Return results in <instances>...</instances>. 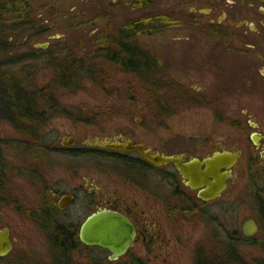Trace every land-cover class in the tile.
<instances>
[{
	"label": "flooded vegetation",
	"instance_id": "obj_1",
	"mask_svg": "<svg viewBox=\"0 0 264 264\" xmlns=\"http://www.w3.org/2000/svg\"><path fill=\"white\" fill-rule=\"evenodd\" d=\"M123 1L135 16H142L138 7H148L150 13L146 14L152 26L157 23L154 10L163 3L164 12L157 15L168 21V29L179 28L187 33L184 65L178 80L170 71L162 73L168 80L167 89L140 95L147 98L145 105L121 107V112L145 111V117L129 118L119 127L87 135L85 143L77 147L78 153L73 156L95 158L102 163L100 175L87 173L70 190H57L56 212H67L76 205L91 209L90 214L100 209L118 212L133 225L134 239L120 256L112 259L114 254L109 249L85 244L80 238L81 226L90 214L76 223L58 224L52 213H45L51 226L66 225L72 235L71 248L64 258H59L45 233L54 264L165 262L171 256L170 233L185 224L187 210L197 214L203 205L218 201L239 176L251 175L264 202V0ZM121 32L119 37L125 41L110 42V48L102 46L104 68L116 79L131 80L138 73L133 67L138 59L128 58V51L137 55L143 45L130 41L134 35L129 31ZM122 49L128 50L123 61L109 51L121 55ZM145 54L150 60L147 75L152 78L157 73L156 59ZM183 111L200 114L195 131L189 134L186 131L191 129L184 128L171 136L161 134L170 132L168 119ZM64 140L63 151L74 149L73 145H64ZM98 140L117 148L100 146ZM128 146L141 147L152 156H170L176 162L156 164L139 150H128ZM216 155L221 158L219 162L215 161ZM210 160L215 161L213 174L227 173L229 177L221 195L206 200L200 192L207 187L193 188L177 162L196 173L206 171ZM62 199L67 200L63 209ZM252 219L258 233L261 223ZM242 228L244 241H251L257 234L248 237ZM12 244L14 248L13 240Z\"/></svg>",
	"mask_w": 264,
	"mask_h": 264
},
{
	"label": "rangeland",
	"instance_id": "obj_2",
	"mask_svg": "<svg viewBox=\"0 0 264 264\" xmlns=\"http://www.w3.org/2000/svg\"><path fill=\"white\" fill-rule=\"evenodd\" d=\"M125 2L31 0L34 22L29 28L7 24L6 11H0V79L16 80L37 90L38 112H45L42 119L25 125L29 132L0 117L5 168L0 187V229L9 228L14 242L10 255L0 257V264H54L34 213L51 203L53 220L58 224L76 223L90 214L91 209L78 205L64 213L56 212L55 207L57 190H70L74 182H82V175L96 177L103 167L95 158L73 156L77 147L85 143L87 135L119 127L129 118L145 117V111L121 112V107L145 105L147 98L141 94L167 89L168 80L162 73L170 71L175 80L179 79L187 33L168 29V21L157 15L164 12L163 3L154 10L155 27L129 38L142 43L140 50L156 59V75L150 78L137 73L131 80H121L104 68L102 46L110 48V42L119 41V33L129 29L126 26L130 23L143 20L147 24L151 20L146 14L150 13L148 7H138L142 16H135ZM33 51L36 57L29 55ZM79 60L83 68L76 82L63 87L55 77L57 66ZM199 115L183 111L168 119L170 132L161 134L171 136L184 128L191 129L186 133L192 134ZM71 136L76 138L74 149L63 151L62 140ZM257 188L251 175L239 176L218 201L203 205L197 214L188 209L185 224L170 233L171 256L155 264H196L198 255L211 263L264 264V202ZM252 218L261 223V229L251 241H244L242 225Z\"/></svg>",
	"mask_w": 264,
	"mask_h": 264
},
{
	"label": "trees",
	"instance_id": "obj_3",
	"mask_svg": "<svg viewBox=\"0 0 264 264\" xmlns=\"http://www.w3.org/2000/svg\"><path fill=\"white\" fill-rule=\"evenodd\" d=\"M141 4V3H140ZM31 0H0V11H6V22L7 24L14 23V26H21L25 28H29L33 25L34 20H31ZM1 14V13H0ZM1 16V15H0ZM15 16V17H14ZM162 17L161 19H163ZM165 19V18H164ZM9 24V25H11ZM155 26V24H154ZM153 27L150 23H144V21H138L136 23H130L126 26L125 29L122 30V34L126 31H129L134 35L135 32H142L143 30L150 29ZM125 28V27H124ZM13 29V28H10ZM17 29V28H14ZM126 39L121 37L119 41H125ZM9 39L6 38V44L9 45ZM2 45V44H0ZM3 46V45H2ZM112 52V55L115 59L119 61H123L124 54L128 51L126 49H122V54H115V51L109 50ZM138 53L133 54L131 51H128V58H137L133 67L137 70L138 74L147 75V67L150 64V60L148 59L145 52L138 49ZM31 57H36L37 52L33 51L29 54ZM120 58V59H119ZM11 62H15L14 59ZM82 60L76 61L72 64L64 63L63 66H57L58 70L56 73V80L59 84L64 86H71L80 73L82 65H80ZM6 64V62L4 63ZM39 97L37 95V90H31L29 87L22 86L16 80H5L0 79V117L8 119L16 128L22 129L24 132H29L30 129L25 125L28 123L35 122L43 118L44 113L42 115L39 114ZM2 150L0 148V187L4 182V166L2 164ZM54 212V208L52 204H46L41 210L34 213L35 220L39 221V226L41 229L50 236V244L59 258H64L67 254L68 250L72 246V235L69 231V227L64 226H51L48 219L44 215L47 213L48 215ZM45 219V222L43 221ZM196 264H220V263H211L206 260L205 257L198 255L196 258Z\"/></svg>",
	"mask_w": 264,
	"mask_h": 264
},
{
	"label": "water",
	"instance_id": "obj_4",
	"mask_svg": "<svg viewBox=\"0 0 264 264\" xmlns=\"http://www.w3.org/2000/svg\"><path fill=\"white\" fill-rule=\"evenodd\" d=\"M42 47L45 48L47 45H43ZM68 138L69 140H64L63 144L72 146L75 143V139L72 136ZM97 143L100 146L117 148L115 145H110L108 142H102L101 140H98ZM127 148L128 150H139L148 160L155 161L156 164L176 162V160L170 156H152L149 152H143V148L138 146H128ZM220 159L219 155L215 156V161L219 162ZM215 161H207V170L196 173L185 170L184 166H181L177 162L184 177L190 179L189 184L193 188L207 187V189L200 192V196L206 200L217 198L227 187L226 181L229 174L225 173L218 175L211 172L214 168ZM210 178H213L214 181H210ZM64 199L60 202V207L62 209L67 205V200L65 201ZM242 229L244 234L250 237L257 233L258 225L254 219H249L243 224ZM135 234L134 227L127 217L109 209H100L90 214L83 222L80 229V238L83 243L109 249L114 254L111 257L112 259H116L126 250L130 242L134 239ZM12 248L13 244L10 229H0V257L7 256L12 251Z\"/></svg>",
	"mask_w": 264,
	"mask_h": 264
}]
</instances>
